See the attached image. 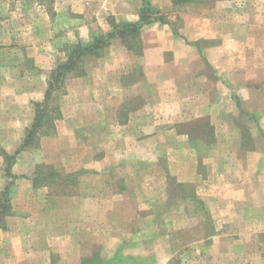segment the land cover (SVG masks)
Here are the masks:
<instances>
[{"label":"crops","instance_id":"crops-1","mask_svg":"<svg viewBox=\"0 0 264 264\" xmlns=\"http://www.w3.org/2000/svg\"><path fill=\"white\" fill-rule=\"evenodd\" d=\"M143 3L85 0L82 6L70 0L75 12L97 5L121 21L139 20ZM151 3L161 8L162 0ZM189 4L202 12L187 10L140 30L141 79L125 81L136 65L122 58L127 49L119 39L100 56H88L92 64L67 82L54 132L39 136L36 144L22 148L36 103L45 101L50 76L63 59L52 26L42 24L41 34L30 37L28 56L35 66L19 69L18 79L8 74L9 67L0 74V140L5 141L0 195L9 186L16 210L0 227V264H85L95 254L101 258L95 264H210L221 253L230 264H264L262 255H241L246 245L237 236L225 245L231 232L224 228L229 219L237 220L239 232L231 234H264V202L255 204L253 193L256 185L264 188V0H252L244 15L231 9L236 0ZM167 5L177 6L173 0ZM89 27L71 28L69 41L90 44ZM130 101L134 105L128 108ZM237 108L254 118L263 145L244 146L245 133L227 119ZM201 121L210 130L195 143L190 126ZM20 148L11 182L4 154ZM39 160L98 178L83 176L79 192L52 193L50 184L36 188L31 177ZM145 165L196 186L197 199L213 220L205 242L189 246L179 261L175 231L159 221L173 213L163 194L144 190L150 185L142 178ZM114 176L125 181L120 185ZM136 186L146 193L138 196ZM257 248L264 250V241Z\"/></svg>","mask_w":264,"mask_h":264},{"label":"rangeland","instance_id":"rangeland-1","mask_svg":"<svg viewBox=\"0 0 264 264\" xmlns=\"http://www.w3.org/2000/svg\"><path fill=\"white\" fill-rule=\"evenodd\" d=\"M202 1L206 2L207 5H212L215 0ZM236 1V6L231 7V9L236 8L238 15H244L246 12H248L250 9L249 7L251 6L250 2L252 0ZM78 2L82 6L85 5V0H78ZM185 5L186 4L182 3L178 4L176 7H172L167 5V0H162V3L160 4L161 8L154 7L160 10L164 19L168 20H175L177 15L181 16L183 12L187 10H189L191 13L202 12V10L198 8V5ZM87 8L89 10H85L82 13L75 12L70 5V0H0V74H4L5 69L9 67L10 73L8 74L11 77L13 76L15 79L17 76H19V69L23 67L31 68L35 66L34 59L28 56L29 49L33 47L30 37H32L37 32L41 34L42 24L45 25L47 23L46 27L52 26L53 31L59 36L57 40V47L59 48L63 59L62 62L57 64L58 66L68 60L69 54L72 51L71 46L77 44L71 43L68 39V33L70 32L71 28V30H73L74 26L79 27L83 26L84 24H88L90 25L89 28H91V32H93L95 36L109 33L112 31L111 23L113 21H121L117 20L116 16L111 14V12L102 9L97 5H90ZM115 39H119L127 49L124 51L122 50V58L125 60L131 58L134 65H136L134 72L132 71L126 74L125 81L133 82L134 80L141 79L143 75L142 56L138 50L130 49L128 46L130 43L135 44V41H124L121 38H113L111 42H113ZM82 45L87 46L88 44ZM13 51L15 52V55L9 56L8 58L7 53ZM126 51L131 54V57ZM17 53H19L20 56L19 54L17 55ZM89 63L92 64L91 60H89L88 56H85L76 66V68L72 72H69L63 86L56 90V94H53V97L50 101L52 105L61 103L63 98H65V88L69 78H71L73 75L84 73L86 67L90 65ZM21 76H24V71H22ZM136 101L140 102L141 100L137 99ZM133 105L134 101H130L127 106L128 108H131ZM227 119L229 124L234 126L233 129L237 131L243 130L245 133L244 146L257 147L259 144L263 145L257 124L249 113L243 112L240 108H237L236 112L227 115ZM209 130L210 127L208 126L207 121H201L200 123L196 124L193 123V125L190 126V131L194 136L192 140L195 143L200 142L203 139V134L201 133L204 132L206 134ZM4 143L5 141L0 140V152L5 151ZM29 149L33 148L29 147L28 150ZM164 163L165 162L163 160L160 164ZM144 167L145 170L143 171L145 174L142 178L145 179L146 182H150V185L147 184L144 190L147 191V193L159 191L160 194H163L167 200L166 204L169 208V211L173 213L170 220L166 221L164 217H160L159 221L163 223L164 226L166 224L167 227H173L175 231L173 235L175 236L177 240L176 242L178 244L175 261H179L184 258L183 256L185 251L187 248H189V246L198 243L200 240H202L200 243L205 242L204 239L207 238L214 230L213 220L209 217L205 206H203V204L198 201L196 186L192 184L181 185L182 182L179 177L176 175L167 176L164 174V171L161 168L155 170L150 169L146 165ZM33 169L34 171L31 177H33L35 180L36 188H41V183L45 182L50 184L49 189L52 193L59 194L79 192V179H81L83 176L91 179L98 178V176L95 174H89L87 172L85 173L84 171L74 173L67 171L63 166L60 167L56 166L55 164L45 162L41 164V160L35 163ZM128 173L130 172L127 171L126 175L124 176V179H127V181L130 177ZM256 178L258 181H261V177L259 175H257ZM114 180H116V183H120V185H122V181H125L118 179V176H114ZM130 181L133 182V178H131ZM122 187L120 186V188ZM135 188V192L138 196L146 193L140 186H136ZM12 193L13 191L11 190V195ZM253 193L254 203H259V205L263 204L264 188L256 185L254 186ZM143 205H149V203L146 202ZM223 208L224 207L221 206V209ZM7 210V213L16 211L13 203L10 202L9 209ZM224 228L228 233H235L236 231L239 232L240 229L237 220L232 221L230 219L229 222L225 224ZM231 233L226 235L227 239H225V245H228L229 242H232V237L237 236L238 239L242 241L240 243L246 245L245 249L241 250V255L244 258H258L261 255L264 256V250L261 251V249L257 248L260 246V242L264 241V234H260L258 231L253 232L252 234ZM209 260L210 264H230L229 258L225 253L212 256Z\"/></svg>","mask_w":264,"mask_h":264},{"label":"trees","instance_id":"trees-1","mask_svg":"<svg viewBox=\"0 0 264 264\" xmlns=\"http://www.w3.org/2000/svg\"><path fill=\"white\" fill-rule=\"evenodd\" d=\"M151 0H144L143 7L140 13V18L137 21H113L111 23L112 31L101 35H95L93 41L87 46L77 43L72 47V51L69 54V58L65 63H62L53 70L50 80L49 88L47 90L46 99L43 102L36 103L37 114L35 122L32 128L28 131L27 137L22 148L26 145L34 144L35 141L41 135H48L55 130V120L59 118L61 114L60 104H51V98L53 94H56V90L61 88L65 82L69 72H72L79 62L82 61L85 56H100L102 52L111 44L113 38H121L124 41L132 40L135 44H129L130 49L140 50L139 33L143 26L156 22L164 21V17L161 15L159 9L152 6ZM175 5L187 4L189 2L197 0H173ZM20 148L15 154H4L6 159V175L11 178V182L17 178L12 172V166L16 160L17 154L22 149ZM54 174V173H53ZM55 175V174H54ZM181 185H185L181 183ZM10 187L8 186L0 195V227L6 226V215L9 214L6 211L10 206ZM101 258L95 254L85 264H95Z\"/></svg>","mask_w":264,"mask_h":264}]
</instances>
